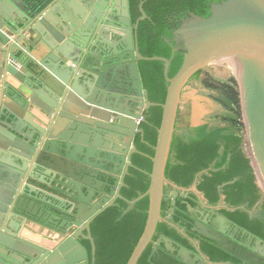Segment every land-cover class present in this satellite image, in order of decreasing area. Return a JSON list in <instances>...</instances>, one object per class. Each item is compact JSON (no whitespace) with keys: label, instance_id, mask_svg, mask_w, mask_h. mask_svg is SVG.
<instances>
[{"label":"water","instance_id":"obj_1","mask_svg":"<svg viewBox=\"0 0 264 264\" xmlns=\"http://www.w3.org/2000/svg\"><path fill=\"white\" fill-rule=\"evenodd\" d=\"M103 1L0 0V264H89L81 239L89 240L93 261L95 217L116 199L133 204L145 196V225L126 264H136L149 243L153 251L163 244L186 264H222L198 247L153 236L159 221L174 224L176 198L191 190L169 181L165 167L183 92L202 85L189 86L198 70L236 78L247 152L264 192V0H223L211 4L208 16L189 13L173 32L172 51L184 55L172 77L170 59L139 51L138 23L147 17L142 3L132 24L128 0ZM141 60L163 62L162 103L148 99ZM151 106L162 111L149 186L128 200L120 189L134 167L131 154H144L134 143L143 134L137 119L145 120ZM166 184L174 191L163 217ZM32 201H39L37 209ZM204 221L215 238L236 242L229 230L238 226L227 216L209 211ZM25 228L39 239L27 237ZM249 250L264 257L261 245Z\"/></svg>","mask_w":264,"mask_h":264},{"label":"trees","instance_id":"obj_2","mask_svg":"<svg viewBox=\"0 0 264 264\" xmlns=\"http://www.w3.org/2000/svg\"><path fill=\"white\" fill-rule=\"evenodd\" d=\"M140 1L143 2L142 8L147 17L138 23L139 51L144 56L156 55L170 59L168 76L172 77L182 64L184 55L183 50L172 51L174 46H178L173 40L174 30L189 13L208 16L211 4L223 0H131L133 21L140 14L137 7ZM138 66L148 99L162 103L167 87L163 62L141 60ZM200 72L193 75L195 79H199ZM210 76V80H203V84L209 88L210 97L222 110L214 115L212 122L198 127L186 126L181 136L173 135L165 177L181 187L195 184L212 205L219 203L224 196L222 199L227 207L219 211L264 240V192L257 184L250 153L246 151L237 81L233 75L222 79L212 74ZM161 111L160 106H151L143 113L145 120L140 123L143 134L137 136L135 142L138 150L144 154L133 155L132 163L135 166L129 168L125 175V186L121 190L123 197L128 200L143 194L149 186V156L153 155ZM170 202L171 196L165 187L161 204L163 217L167 215ZM187 203L195 205L191 199L176 198L174 224L159 221L153 241L160 234H165L189 249L196 250L198 247L212 261L237 264V259L196 235L190 230L189 224L183 232L179 231L177 225H183L180 220L188 212ZM147 210L148 197L145 196L133 204L117 199L98 214L91 223L95 244L93 261L91 245L89 241H83L88 250L89 264H126L144 228ZM153 247L154 244L149 243L136 264H186L175 253L167 251L163 244L155 251Z\"/></svg>","mask_w":264,"mask_h":264},{"label":"flooded vegetation","instance_id":"obj_3","mask_svg":"<svg viewBox=\"0 0 264 264\" xmlns=\"http://www.w3.org/2000/svg\"><path fill=\"white\" fill-rule=\"evenodd\" d=\"M98 1L101 2V3H105V1H103V0H98ZM140 3L143 4L142 1H140ZM140 3L137 6L138 7V10H139ZM131 5H132L131 4V0H128L129 17L131 19V23L133 24L136 20H138L140 18L141 14H139L136 17V19L133 21L132 20V13H131V11H132ZM139 13H140V11H139ZM181 22H182V20H181ZM198 72H200L199 79H195L194 76H192L190 78V81H189V86L197 85L196 83L198 82V80H200L202 82V84H203V80L210 79L211 78V76H210L211 73L210 72L208 73L207 69L198 70L196 73H198ZM208 95H209V93H208ZM188 104H189L188 102L184 103V106H183L184 109L181 108V104H180V107H179V110H178V114H177V117H176V121H175L174 135L176 134V135H180L181 136L182 135V131H183L181 128L184 127V129H185L186 128L185 127L186 125L189 126V127H198V126L204 125V124H206L208 122H212V121H207L205 123H200V124L198 123L196 125H190L189 123H187V121L184 120L183 117H186V115H187V112H188V109H189V105ZM146 110L147 109H145L143 112H145ZM140 123H139V125H140ZM139 135L141 136L142 134H136L134 136V143H135V145H136L135 139ZM134 154H138V153L137 152H133L131 154V161H132V158H133V155ZM133 166H135V165L133 164ZM129 168H130V166L128 167V171H129ZM128 171H127V173H128ZM124 182H125V178H124ZM165 187L167 188L168 194L172 198V193L174 191V188L172 186H170L169 184H166ZM184 188H187V189H190L191 188V190H187L185 192V194H187V196L186 197H183V198L186 199V200H188V199L190 200L191 199L195 203V205L193 206L194 210L193 211H188L187 210L188 212L185 213V218L182 219V220H180V224H181V222H183L182 223L183 225L181 227H184V229H186L187 228V226H186L187 224H189L190 230H192V228L195 229L197 227L198 230H195V231L192 230L194 233H196V235H198L201 238L203 237L204 239L212 242L213 244L217 245L218 247H219V245L225 246L226 250H224V251L226 253H228L231 257L237 259L238 260V263L237 264H247V261H250L251 264H264V257L261 258V259H258V258L255 257V255L253 254V252L251 250H249V248H254V247L257 248L259 245H261L262 250H263V253H264V240L262 239L263 240L262 243H259L257 241V238H256L258 236H256L255 234H253L248 229L242 227L238 223H236V222L233 221V223L237 224L238 228L233 229L234 226H231L232 228H230V230H229V233L231 235H233V239L236 242H233V241H231L229 239H223L220 236H217V238H215L214 232H212V231H210V230H208L206 228L204 229V227L206 226V223L204 221V218H205V215L209 211L211 213H212V211H214L216 213H219L221 215H224V214H222L219 211L221 208L227 207V205L223 202L224 196H222L223 199L221 198L219 203H217L215 205H212V204L209 203V201L207 200V198L204 195V193L202 191H200L199 189H197V186L195 184H192L190 187H184ZM121 190H122V187L120 189V192H121ZM191 194H194L195 196H191ZM170 209H171V206L167 210V215L169 214ZM216 224H217V226H220L219 223H216ZM89 232H90V235L92 237V234H91V224H90V227H89ZM247 232L251 233V235H249ZM205 234L207 236L211 237L212 239L209 238V237H207V236H205ZM83 241H87V240H83ZM239 243H241V244L239 245ZM230 252L231 253H234L237 257L232 256ZM217 262H219V261H217ZM221 263H223V262H221ZM226 263L227 264H230L229 262H226Z\"/></svg>","mask_w":264,"mask_h":264},{"label":"rangeland","instance_id":"obj_4","mask_svg":"<svg viewBox=\"0 0 264 264\" xmlns=\"http://www.w3.org/2000/svg\"><path fill=\"white\" fill-rule=\"evenodd\" d=\"M209 91V88L204 86V84H202L199 88L190 90L187 94L184 90L183 93L186 99H183L181 103V108L184 109V103H189L187 115L186 117H183V119L186 120L187 123H189L190 125H196L198 123L200 124L205 123L207 121H212L214 115L222 110L221 106L215 101H213V99L210 97ZM188 94L189 99L187 101ZM257 184L259 185L258 180Z\"/></svg>","mask_w":264,"mask_h":264},{"label":"crops","instance_id":"obj_5","mask_svg":"<svg viewBox=\"0 0 264 264\" xmlns=\"http://www.w3.org/2000/svg\"><path fill=\"white\" fill-rule=\"evenodd\" d=\"M189 97V94L187 95V100L189 99L188 98ZM183 99H186V97L184 96V93H183V98H182V101H183ZM182 101H181V103H182ZM187 126V125H186ZM185 126V127H186ZM182 130L184 129V127L183 128H181ZM55 195V194H54ZM30 207H35L36 209L39 207V201H37V203H34V201H32L31 203H30ZM24 233H25V235L27 236V237H29V238H37V239H39V236H38V234H36V233H34L32 230H28V229H26L25 228V231H24ZM83 240H87V239H81V242L83 243ZM87 241H89V240H87ZM90 243V242H89ZM84 244V243H83ZM86 247V246H85Z\"/></svg>","mask_w":264,"mask_h":264},{"label":"built area","instance_id":"obj_6","mask_svg":"<svg viewBox=\"0 0 264 264\" xmlns=\"http://www.w3.org/2000/svg\"><path fill=\"white\" fill-rule=\"evenodd\" d=\"M142 120L141 119H137V123H140Z\"/></svg>","mask_w":264,"mask_h":264}]
</instances>
